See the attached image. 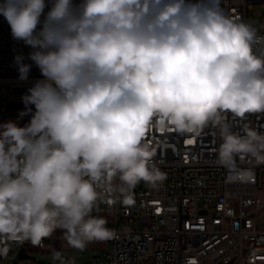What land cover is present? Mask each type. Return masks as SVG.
I'll list each match as a JSON object with an SVG mask.
<instances>
[{
  "label": "clouds",
  "instance_id": "9594fccd",
  "mask_svg": "<svg viewBox=\"0 0 264 264\" xmlns=\"http://www.w3.org/2000/svg\"><path fill=\"white\" fill-rule=\"evenodd\" d=\"M0 16L31 49L14 57L19 79L42 77L0 122V257L57 232L77 251L113 239L101 205L167 179L153 129L212 128L222 165L264 166V131L227 117L264 113V34L224 0H0Z\"/></svg>",
  "mask_w": 264,
  "mask_h": 264
},
{
  "label": "built area",
  "instance_id": "2783aa9c",
  "mask_svg": "<svg viewBox=\"0 0 264 264\" xmlns=\"http://www.w3.org/2000/svg\"><path fill=\"white\" fill-rule=\"evenodd\" d=\"M253 2L264 8V0H224V7L251 23ZM257 29L264 34V17ZM30 50L12 38L0 16V76L19 77L14 57L26 58ZM29 76H41L34 65ZM227 117L235 128L250 123L264 131V113L243 120L231 113ZM27 122V117L20 121ZM147 139L167 179L157 188L138 185L131 206L101 205L97 210L116 233L107 241L104 264H264V228L258 226L264 219V166L247 158L222 165L212 128L199 136L153 129ZM30 245L13 244L8 255ZM36 247L45 250L50 244Z\"/></svg>",
  "mask_w": 264,
  "mask_h": 264
},
{
  "label": "rangeland",
  "instance_id": "374dc122",
  "mask_svg": "<svg viewBox=\"0 0 264 264\" xmlns=\"http://www.w3.org/2000/svg\"><path fill=\"white\" fill-rule=\"evenodd\" d=\"M248 17L252 20L251 24L257 28L258 22L262 19V17H264V8L261 7L260 3L253 2L251 4V7L248 9ZM33 77L35 78H28V81H31V84H33L35 80L42 78L41 76ZM14 81L21 80L0 77V97H2L0 98V104L5 102L4 106L0 105V122L16 120L17 114L19 110H21H7L11 107L10 103L21 102L20 98L22 94L15 92L14 88L11 89L9 87L10 83ZM112 225V222L108 223V226ZM258 226L260 228H264V219L258 220ZM45 241L50 244L49 249L43 250L32 245L28 246L25 250L19 247L11 252L7 257L1 259L0 264H53V251H61L63 255L71 259L74 264H104L105 255L110 249V244L103 242L91 244L83 251L73 250L66 246L59 232Z\"/></svg>",
  "mask_w": 264,
  "mask_h": 264
},
{
  "label": "bare ground",
  "instance_id": "6f19581e",
  "mask_svg": "<svg viewBox=\"0 0 264 264\" xmlns=\"http://www.w3.org/2000/svg\"><path fill=\"white\" fill-rule=\"evenodd\" d=\"M0 77H4V78H10V79H19V77H5V76H0ZM29 78H35V77H33V76H29ZM1 85V84H0ZM32 84H31V81H14V82H11L10 83V88L11 89H13L14 88V90H15V92H18V91H16V89H18V88H27V87H30ZM9 92V91H8ZM7 92V93H8ZM6 93V92H5ZM20 93V92H19ZM20 94H22V93H20ZM5 95V94H4ZM10 95V94H9ZM0 98H2V97H0ZM11 98V97H10ZM1 106H4L5 105V102L4 103H2V104H0Z\"/></svg>",
  "mask_w": 264,
  "mask_h": 264
},
{
  "label": "water",
  "instance_id": "95a60500",
  "mask_svg": "<svg viewBox=\"0 0 264 264\" xmlns=\"http://www.w3.org/2000/svg\"><path fill=\"white\" fill-rule=\"evenodd\" d=\"M28 88V87H27ZM27 88H18V89H16L18 92H20V93H25L26 92V90H27ZM11 104V107H9L7 110L9 111V110H15V109H22L23 108V104L21 103V102H19V103H10Z\"/></svg>",
  "mask_w": 264,
  "mask_h": 264
}]
</instances>
